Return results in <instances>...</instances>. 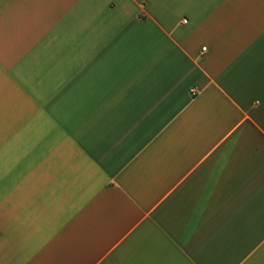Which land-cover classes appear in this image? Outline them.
I'll return each instance as SVG.
<instances>
[{
  "label": "crops",
  "instance_id": "crops-1",
  "mask_svg": "<svg viewBox=\"0 0 264 264\" xmlns=\"http://www.w3.org/2000/svg\"><path fill=\"white\" fill-rule=\"evenodd\" d=\"M0 264H264V0H0Z\"/></svg>",
  "mask_w": 264,
  "mask_h": 264
},
{
  "label": "built area",
  "instance_id": "built-area-1",
  "mask_svg": "<svg viewBox=\"0 0 264 264\" xmlns=\"http://www.w3.org/2000/svg\"><path fill=\"white\" fill-rule=\"evenodd\" d=\"M203 49L206 50V48H203ZM195 91H196V90H192V92H194V93H195Z\"/></svg>",
  "mask_w": 264,
  "mask_h": 264
}]
</instances>
